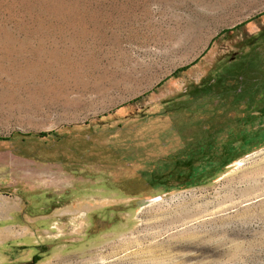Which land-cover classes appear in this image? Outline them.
Masks as SVG:
<instances>
[{
  "label": "rangeland",
  "instance_id": "obj_1",
  "mask_svg": "<svg viewBox=\"0 0 264 264\" xmlns=\"http://www.w3.org/2000/svg\"><path fill=\"white\" fill-rule=\"evenodd\" d=\"M0 264H264V0H0Z\"/></svg>",
  "mask_w": 264,
  "mask_h": 264
},
{
  "label": "trees",
  "instance_id": "obj_2",
  "mask_svg": "<svg viewBox=\"0 0 264 264\" xmlns=\"http://www.w3.org/2000/svg\"><path fill=\"white\" fill-rule=\"evenodd\" d=\"M228 28H225V30H227Z\"/></svg>",
  "mask_w": 264,
  "mask_h": 264
}]
</instances>
